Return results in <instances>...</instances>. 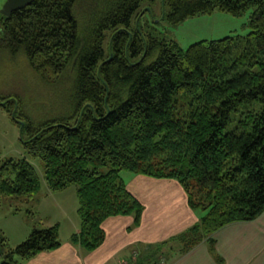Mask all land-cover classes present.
I'll return each mask as SVG.
<instances>
[{"label": "trees", "instance_id": "obj_1", "mask_svg": "<svg viewBox=\"0 0 264 264\" xmlns=\"http://www.w3.org/2000/svg\"><path fill=\"white\" fill-rule=\"evenodd\" d=\"M152 1L92 0L85 24L75 15L79 0H33L0 14V48L22 53L45 84L70 79L55 114L36 119L9 94L0 95V107L26 132L27 153L43 161L47 188L75 185L79 228L72 243L99 247L110 216L140 223L143 205L120 175L128 171L177 180L200 213L145 254L157 251L161 262L164 247L182 254L204 240L221 263L213 232L264 211V0H162L171 25L215 9L249 11L246 35L202 39L186 49L148 21L132 28ZM40 188L26 158L0 160V203L35 207ZM26 211L32 221L36 211ZM58 233L56 223L34 226L11 248L0 229V264H23L56 248Z\"/></svg>", "mask_w": 264, "mask_h": 264}, {"label": "crops", "instance_id": "obj_2", "mask_svg": "<svg viewBox=\"0 0 264 264\" xmlns=\"http://www.w3.org/2000/svg\"><path fill=\"white\" fill-rule=\"evenodd\" d=\"M121 177L143 205L138 225L133 226L131 215L107 217L102 222L103 242L87 251L70 241L71 234L79 228V218H70L62 204L61 213L67 218V226L51 216L43 218L40 210H36L44 226L58 224L60 245L20 261L23 264H133L144 258L150 246L198 222L200 213L189 207L187 195L177 180L131 172H123ZM56 192H46L42 199H51ZM43 200L39 199L38 207ZM212 237L221 263L211 256L207 243L202 240L182 254H170L172 249L164 247L165 254L159 264H264V211L253 220L228 223L213 232Z\"/></svg>", "mask_w": 264, "mask_h": 264}, {"label": "rangeland", "instance_id": "obj_3", "mask_svg": "<svg viewBox=\"0 0 264 264\" xmlns=\"http://www.w3.org/2000/svg\"><path fill=\"white\" fill-rule=\"evenodd\" d=\"M5 0H0V8ZM92 0H79L75 15L80 24H85V17L88 12ZM142 17L131 20L132 28L136 23H144L148 21L155 25L159 30H165L166 35L175 39L182 49H186L190 44L202 39H219L228 35L244 36L249 31L247 24L249 11L241 15H232L229 12L218 9L211 13L199 14L188 17L184 21L171 25L162 17L167 11L166 4L162 0H153L145 9ZM1 35V33H0ZM67 76V75H65ZM70 87V79L65 78L56 86L45 84L37 74L30 68L28 62L22 53L10 55L6 52V48H0V95L18 96L24 102V109L28 114H32L34 118H40L41 115L55 114L61 108L57 107L59 101H66ZM53 106V107H52ZM241 117L236 113L233 118ZM234 122H232L233 124ZM22 139L26 138V132L20 131L19 126L11 119L10 115L0 107V160L13 158H26L34 167L40 182L41 188L38 194L39 199L43 200V196L50 190L47 188L44 180L43 161L39 157H32L23 146ZM107 166L102 168L107 170ZM123 172L121 171L120 175ZM129 173V172H128ZM126 178V175L124 176ZM64 191H58L52 195L53 198L43 200L41 204L33 207L32 205H21L19 210H15V203L12 200H4L0 203V229L6 237V246L13 248L15 245L23 241L31 231L36 227H43L44 221L38 220L37 212L32 221L26 211L40 210V215L51 216L52 219L61 220L63 226H67V218L61 213V204L65 208L70 218H78L77 216V197L75 185L69 184ZM61 192V193H60ZM70 193V196L68 195ZM41 196V198H40ZM69 196V197H67ZM66 198V199H65ZM58 205V206H57ZM34 216V215H33ZM15 259H18L15 256ZM159 256L157 251H150L145 254L144 260L139 264H159Z\"/></svg>", "mask_w": 264, "mask_h": 264}, {"label": "water", "instance_id": "obj_4", "mask_svg": "<svg viewBox=\"0 0 264 264\" xmlns=\"http://www.w3.org/2000/svg\"><path fill=\"white\" fill-rule=\"evenodd\" d=\"M33 0H5L0 8V14L9 16L13 11L24 8L32 3ZM22 125L23 122L20 121Z\"/></svg>", "mask_w": 264, "mask_h": 264}]
</instances>
